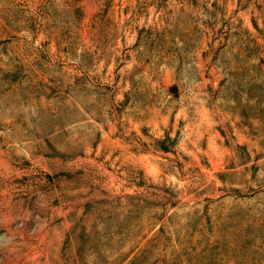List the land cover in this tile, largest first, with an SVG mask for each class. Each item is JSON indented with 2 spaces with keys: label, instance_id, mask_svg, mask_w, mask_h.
<instances>
[{
  "label": "rangeland",
  "instance_id": "1",
  "mask_svg": "<svg viewBox=\"0 0 264 264\" xmlns=\"http://www.w3.org/2000/svg\"><path fill=\"white\" fill-rule=\"evenodd\" d=\"M0 264H264V0H0Z\"/></svg>",
  "mask_w": 264,
  "mask_h": 264
}]
</instances>
